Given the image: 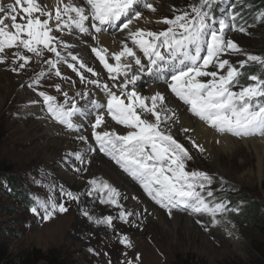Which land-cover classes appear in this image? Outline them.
Here are the masks:
<instances>
[{"label": "snow or ice", "instance_id": "6c2138e0", "mask_svg": "<svg viewBox=\"0 0 264 264\" xmlns=\"http://www.w3.org/2000/svg\"><path fill=\"white\" fill-rule=\"evenodd\" d=\"M245 2L193 0L187 9L174 8L172 18L156 21L166 28L151 31L136 26L145 19L137 6L151 13L157 11L149 0H55L54 8L42 5L39 0H14L7 4L0 0V66L19 75L33 58L39 61L46 53L51 54L43 59L47 72L42 69L27 85L37 91L41 78L49 73L68 79L62 75V66L66 65L80 78L84 90L77 91L75 97L62 92L63 103L44 91H38L37 95L42 98L50 118L70 133H80L83 127L82 123L74 122V117L86 120L94 112L90 128L95 147L86 135H75L72 138L85 147L69 152L65 161L74 155L76 161L85 165L90 163L85 157L98 150L136 181L147 197L170 216L173 210L209 216L215 227L223 223L218 216L226 218L227 213L238 209L229 208L226 200L217 202L215 193L227 191L222 177L217 179L204 171L188 169L194 157L189 148L175 138L173 128L180 122L177 112L183 106L190 118L216 134L217 143H220L219 138L228 136L264 137V56L244 52L228 38L230 30L247 31L244 24L239 23L244 19L241 5ZM255 19L264 21V12ZM109 28L125 36L120 42L121 49L112 53L100 46L99 40V35ZM73 37L82 43L87 42L84 37L95 41L96 46L89 45L91 52L107 71L111 83L103 82L99 73L87 65L75 50L76 42H69ZM125 41H130L131 46ZM225 56L244 59L233 63ZM109 57L115 63H110ZM248 65H258L260 74H246L244 70ZM84 73L96 78L89 79ZM144 75L166 84L179 103L170 107L167 96L160 91L151 96L142 95L136 84ZM244 77L250 82L242 83ZM88 86L99 89L106 102L91 98ZM55 88L61 91L60 84ZM77 97L85 102L82 107L78 106ZM106 116L121 130L110 126ZM181 131L187 133L190 129L184 127ZM188 139L193 149L204 153L203 145L191 137ZM74 171L80 172L81 168ZM88 184L91 186L89 196L97 193L100 204L120 208L119 220L128 222L133 213L125 212L119 204L121 194L115 187L99 178L89 179ZM60 195L79 202L78 194L65 191L63 187ZM67 210L65 203L57 204L51 196L46 201L34 198L30 207L33 214L42 212L45 221L54 213ZM84 215L93 219L86 211ZM113 219L105 215L95 222L111 228ZM197 223H201L200 219ZM228 235H232L231 231ZM119 243L132 248L126 236L121 237ZM123 255L126 258L119 264H136L140 260L139 254L134 259L127 258L126 252Z\"/></svg>", "mask_w": 264, "mask_h": 264}, {"label": "rangeland", "instance_id": "374dc122", "mask_svg": "<svg viewBox=\"0 0 264 264\" xmlns=\"http://www.w3.org/2000/svg\"><path fill=\"white\" fill-rule=\"evenodd\" d=\"M252 1L254 0H246L245 4L241 5L244 19L239 23L244 24L247 30L246 33L230 30L228 38L233 39L244 52L264 56V21L255 19L261 11L252 6ZM149 2L153 3L157 9L155 13L139 6H137V9L144 14L145 20L153 19L154 22H151L148 30L159 31L167 26L158 24L156 21L163 18H172L174 8L187 9L193 0H149ZM231 2L232 0H229V3ZM227 6L221 5L220 7ZM217 14H219L218 11ZM112 30H114L113 32L116 31L115 29ZM88 48L91 52V47ZM139 55L142 56V53H139ZM47 56H50V54L46 53L45 57L39 61L33 58L30 61V66L19 75L7 71V76L0 80L1 96L4 97L5 93H8V98L5 99V108L0 111V166L3 165L6 170L12 169L11 173L6 176L18 185L19 190L25 191L28 199V202H21L18 197L11 195V193L10 195L7 194L11 188L7 186L8 181H5L0 173V246L6 249V257L2 264H21L23 258L29 257L35 252L40 253L44 258L55 257L64 264H109V262L117 264L112 261L114 247H111L110 252L106 253L107 255H102V251L106 249L105 246H95L94 244L88 246L92 235H87L89 237H85L81 233L75 235L74 226H78L76 227L78 230L83 223L82 217L74 215L70 223L62 230L60 238L55 240L50 237L51 230L48 229V226L43 228L40 221L42 212L33 214L30 211L34 198L43 199L38 184L42 177H57L58 181H62V177H59L56 172L47 175L45 168L37 166L41 164V159L45 158L43 159L44 162L48 159L43 154L42 144L36 141L41 133L33 131L34 120L30 116H28V119H24L23 116L25 115L22 114L21 110L23 102H26L32 95L35 97V91L28 88L27 85L31 83V79L35 74L42 69L47 72L46 64L43 63V59L48 58ZM224 58H229L230 62L233 63L238 59H244V57L235 56H225ZM142 62L147 63V61ZM4 70V66H0V74ZM244 71L248 75L260 74L258 65H248ZM65 77L68 79H61L49 73L41 78V82L36 88L47 94L55 95L58 102L63 103L62 92L67 91L70 96L68 89L71 83L70 77L68 75H65ZM153 79L152 76L144 75L137 81L138 85L136 84V86L142 92H147L151 85L166 87V84ZM241 82L249 83L250 81H247L244 77ZM56 84H60V92H57ZM21 85H24V87ZM21 88H24L25 93L19 97L16 94L21 91ZM11 112L13 113L10 115ZM62 129L65 133L71 134L63 126ZM176 139L181 140L180 138ZM184 146L187 147V144L184 143ZM188 148L191 147L188 145ZM244 151L233 156H223L220 159V177L214 174L217 179L221 177L224 179L226 182L225 188L227 189L225 193H215L217 202L226 200L229 208L238 209L237 212L227 213L226 218L218 216V219H223L221 225L214 227L211 224V217L198 216V218H201V223H197L198 218L193 220L197 231L191 238L187 229H173V227H171L172 233L164 230L168 235L163 236L162 228L158 224L151 223L150 232H152L154 242L151 243L153 245H149L147 244V235L143 234L140 227L133 224V218H128L127 223L119 219L113 220L112 227H117L116 234L119 238L126 236L129 242L140 245L147 244L148 247L144 248L142 255H140L143 258L140 261L141 263L138 261L136 264H180L185 261H188L189 264H247V261L262 254L264 236L245 219L243 207L245 200L256 203L264 202V175L259 181L255 155L252 152ZM96 154L105 156L99 151ZM193 157L194 159L188 164V169L204 171L209 175H213V167L209 162L194 155ZM57 163L59 164L60 161L57 160L56 165ZM40 173L44 175L41 176ZM135 184L140 187L136 181ZM215 187L219 188V184H216ZM139 189L141 190V188ZM58 199L59 203L66 204V198H62L60 195ZM152 205L163 211L160 212L161 216L168 222L169 220L165 214L166 210L154 203ZM174 212L182 216L188 213L181 210H174ZM262 214L264 217V211H262ZM168 225L170 226V224ZM228 231H231V236L228 235ZM67 239L70 241L74 239L75 243L72 242L67 245ZM115 239L117 241L116 237ZM30 258L34 260V256Z\"/></svg>", "mask_w": 264, "mask_h": 264}, {"label": "bare ground", "instance_id": "6f19581e", "mask_svg": "<svg viewBox=\"0 0 264 264\" xmlns=\"http://www.w3.org/2000/svg\"><path fill=\"white\" fill-rule=\"evenodd\" d=\"M9 2H14V0H3V3L7 4ZM42 5H47L49 8H54L55 0H39ZM143 9V8H142ZM148 11V10H147ZM151 14V13H150ZM153 15V14H152ZM147 17V16H146ZM152 19V18H150ZM152 20H145L142 19L141 21L137 22L136 26L141 28H145L148 30L149 26L151 25ZM153 24V23H152ZM111 28L107 29L105 32L99 35L100 46L105 47L109 50V53L119 51L121 49V41L125 40V36L118 30L113 32ZM86 43L77 42L76 38L73 37L69 42H76V51L80 52V54L84 57L87 65L92 67L95 71L99 73V78L102 79L103 82H108V73L106 70L103 69V66L99 63L96 59L95 55L90 52L88 47L96 46L95 41H92L89 37H84ZM129 43L131 46L130 41H125ZM138 55L139 51L137 50ZM49 55V54H48ZM51 55V54H50ZM49 57V56H47ZM110 63H115L109 57ZM48 66L46 65V68ZM4 71L0 74V80L7 76V69L4 67ZM72 72L71 69L67 68L66 65L62 66V75H68L70 77V85L68 87L70 91V97H75V93L77 91H83L84 85L80 83V78ZM84 75L89 79H95L96 77H92L91 73H84ZM154 80V79H153ZM75 81V84H73ZM157 81V80H156ZM155 82V81H154ZM138 85V84H137ZM2 87V86H1ZM92 93L91 98H97L100 102L105 103L104 94L93 86H88ZM137 90L145 96H151L156 91H160L164 93L168 100V104L170 107L176 106L179 102L175 100V97L172 96L169 90L166 87H161L158 85H151L147 92H142L136 86ZM40 90L35 91V97L32 95L26 102H23V106L21 107L22 114L24 119H28L30 116L34 120V128L33 131H38L41 133L36 141L42 144V151L45 157L47 156V161L44 162L41 159V164L37 165L38 167L45 168V172L48 174H56L59 177H62V181H58L56 178L50 177H42L39 181V191L41 192L43 199L46 201L47 197L51 196L57 204H59V196L61 187L65 191H73L75 194L79 195V202L77 201H69L66 198L67 211L65 213L56 212L53 214L51 218L45 221L43 218L40 219L43 228L44 226H48L50 231V237L53 239H59L60 235H62V230H64L65 226H67L71 218L75 215L77 217H82L83 223L78 226H74L73 231L75 235L80 234L84 235L85 237H89L90 239L88 242V246L91 245H101L105 246L106 249L102 251V255L109 253L111 247H114V257L112 261L119 264L122 259L126 257L123 255L125 252L127 253V258L134 259L137 254L142 255V251L144 248L148 247L147 244L153 245L151 243L154 242V237L152 236V232H150V225L154 223L155 225L158 224L162 228V235L167 236L164 230H168L172 233V228H185L189 231V235L195 234L197 231V227L193 220L197 217L190 215L187 213L185 216H182L176 212H174L170 216L165 211L168 222L165 221L166 219L161 216L160 209L156 208L152 205L154 203L147 195L144 193L141 187L135 184V181L132 180L126 173H124L117 165H115L107 156L97 155L96 153H91L87 155L85 158L90 161V163L81 165L80 162L75 160L74 155L68 157L67 162L65 161V157L69 152H76L80 151L82 148L85 147L82 142H78L74 140L72 137L79 134H84L89 138V143L95 147V142L91 138V128L90 122L94 121L95 113L93 112L86 120L82 119L81 117L77 116L74 117V122L82 123L83 127L81 128L80 133H71L67 134L63 131L62 125L57 124L54 122L49 114L47 113L46 107L43 105L42 98L37 95V92ZM145 91V90H144ZM24 88H21V91H18L16 95L23 96L24 95ZM53 95V94H49ZM55 96V95H53ZM8 98V93L6 92L4 97L0 94V111L5 108V99ZM57 98V97H56ZM78 101V106H83L84 101H80L79 98H76ZM32 101H39L38 103H31ZM58 101V98H57ZM60 103V102H59ZM13 112L10 113V115ZM177 115L180 116V122L176 124L173 128V132L175 134V138H180V143L187 144L191 147V143L189 142L188 137L194 139L200 145H203L205 148L204 153H199L196 149L192 147L189 149L191 154L198 157L201 160H205L209 162L212 169V174L217 175L220 177V159L223 156H233L237 153H243L246 151L252 152L255 155L257 160V176L259 181H261L264 171H263V158H264V139L263 137H252V138H245L239 139L234 137H221L220 143L216 142V134L211 130H208L201 122L196 120L195 118H190V113H187L185 107H180L178 109ZM106 120L110 122V126H114L117 130H121L119 125H115L114 122L111 121L110 117L106 116ZM187 127L190 129L189 132L184 133L181 131L182 128ZM27 133V132H26ZM199 154H196V153ZM61 156V157H60ZM57 160L60 163L56 165ZM35 161V160H34ZM74 168H81L80 172L74 171ZM86 168L87 171L83 169ZM45 173V174H46ZM41 176L44 175L40 173ZM216 176V177H217ZM99 178L102 180L108 181L113 187L117 189V191L121 194L118 198L119 204L125 210V212H132L133 215L128 218H133V224L137 225L142 229L144 235L148 237V243L144 245H140L137 243L130 242L132 244V248L128 249L124 245L119 243V236L116 234L117 227L109 228L106 224H97L96 220H102L105 215L113 216V220H118V213L120 208L112 205L107 204H100L98 194L93 193L92 196H89L88 190L90 189V185L88 184L89 179ZM66 188V189H65ZM141 188V190L139 189ZM135 197V199H133ZM156 204V203H154ZM157 205V204H156ZM159 207V205H157ZM88 212L90 216L93 217L92 220H89L87 216L84 215V212ZM138 214V215H137ZM196 216V215H195ZM43 217V213H42ZM198 219H201L200 217ZM131 220V219H130ZM170 224V226L168 225ZM152 227V226H151ZM53 229V230H52ZM93 233V234H91ZM199 234V233H198ZM89 235V236H87ZM117 238V241L115 239ZM69 238V237H68ZM80 238V237H78ZM77 238V239H78ZM75 240L72 239L66 240L67 245L71 244ZM75 243V242H74ZM87 246V247H88ZM106 256V255H105ZM143 258L140 256L139 262ZM138 262V261H137ZM141 263V262H140Z\"/></svg>", "mask_w": 264, "mask_h": 264}, {"label": "trees", "instance_id": "16d2710c", "mask_svg": "<svg viewBox=\"0 0 264 264\" xmlns=\"http://www.w3.org/2000/svg\"><path fill=\"white\" fill-rule=\"evenodd\" d=\"M252 6L257 7L259 11L264 12V0H254L252 1ZM12 169H4L3 165L0 166V173L2 178L5 179V181H8L7 186L10 187V191L7 193L13 196H16L19 198V200L22 202H28V199L25 195V191L19 190L20 188L18 185L10 180L9 177L6 175L8 173H11ZM21 198V199H20ZM245 205L243 207L244 217L248 221V223L256 229L262 236H264V217L262 214V211H264V202L256 203V202H250L248 200L244 201ZM261 251V250H260ZM264 251V250H263ZM262 252L261 255L254 257L247 261V264H264V253ZM31 256H34V260H31ZM6 257V249L3 246H0V264H2ZM64 264L63 262L59 261L55 257H42L40 253L35 252L29 257H25L22 259L21 264ZM180 264H189L188 261L182 262Z\"/></svg>", "mask_w": 264, "mask_h": 264}]
</instances>
